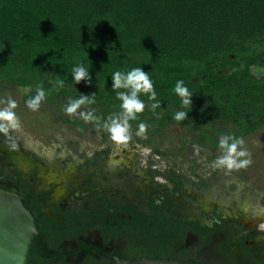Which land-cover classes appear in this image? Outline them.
Returning a JSON list of instances; mask_svg holds the SVG:
<instances>
[{
    "label": "trees",
    "instance_id": "trees-1",
    "mask_svg": "<svg viewBox=\"0 0 264 264\" xmlns=\"http://www.w3.org/2000/svg\"><path fill=\"white\" fill-rule=\"evenodd\" d=\"M255 64H264V0H0L1 89L27 88L25 101L42 89L38 104L66 109L80 101L71 114L59 117L80 129L92 125L93 132L110 134L105 126L123 121L124 100L117 94L132 98L127 76L140 67L152 86L135 90L143 108L127 121L134 130L145 124L144 136H136L139 142L156 144L155 136L177 123L189 135L183 148L194 140L226 152L221 140L231 144L264 127V76L252 72ZM80 70L84 75L77 80ZM116 71L121 83L114 86ZM177 86L190 93L188 105ZM178 112L185 115L176 120ZM109 152L107 146L96 155ZM96 157L85 166L100 161ZM150 172L166 175L173 187L160 184L165 189L161 203L154 197L148 208L132 209L133 253L122 257L198 262V254L207 256L203 251L223 264L247 258L264 264V256H254L237 236L240 216L221 221L215 215L208 222L209 213H186L189 178L174 168ZM197 175V185L211 182ZM24 198L34 209L31 194ZM190 232L197 242L187 243Z\"/></svg>",
    "mask_w": 264,
    "mask_h": 264
},
{
    "label": "rangeland",
    "instance_id": "rangeland-1",
    "mask_svg": "<svg viewBox=\"0 0 264 264\" xmlns=\"http://www.w3.org/2000/svg\"><path fill=\"white\" fill-rule=\"evenodd\" d=\"M251 70L259 77L264 76V64H255ZM26 91L27 88L18 85H7L5 89L0 87V109L6 107L9 97L14 99L16 106L12 110L19 122V127L9 128L8 133L0 131V170L6 173L0 178L8 180V175L17 177L21 167L46 168L51 177H57L55 180L61 184L60 191L67 202L88 206L96 201L97 194L95 188L85 191L81 183L80 156L83 152L90 154L110 145L108 163L111 170L130 164V168L134 167L132 169L142 178L139 182L146 191H151L155 185L148 172L153 159L158 169L174 168L189 178L186 184L189 197L184 203V212L196 215L210 213L208 216L211 217L213 209L218 208L224 214H239L247 224L258 220L256 229L264 231V127L243 139V144L236 150V153L243 151V156L232 153L237 163L242 160L248 163L229 169L215 166L217 158L227 155V152H213L209 146L199 145L190 139L183 148V138H189V135L187 129L177 123L169 124L157 134L154 138L156 144L139 142L136 136L144 134L128 124L129 139L118 143L102 129L93 132L92 125L80 129L59 118L71 114L66 107L42 102L36 109L29 108L24 99ZM0 123L7 122L0 120ZM154 147H160L166 154H156ZM197 174L211 181L209 185H197L200 179ZM156 179L166 182L163 176ZM14 180L16 182L17 179ZM194 195L195 199L192 198ZM259 238H264V235ZM200 253L209 255L203 251Z\"/></svg>",
    "mask_w": 264,
    "mask_h": 264
},
{
    "label": "flooded vegetation",
    "instance_id": "flooded-vegetation-1",
    "mask_svg": "<svg viewBox=\"0 0 264 264\" xmlns=\"http://www.w3.org/2000/svg\"><path fill=\"white\" fill-rule=\"evenodd\" d=\"M102 148L95 149L90 154L83 152L78 164V168L83 171L81 183L85 191L96 189L97 199L88 206L67 202L60 191L61 184L55 180L57 177H51L46 168L21 167L17 177L8 175V180L0 178V187L17 192L23 197L31 194L35 200L34 209L30 210L37 218L39 236L32 244L28 264H114L115 255L122 257L133 253L134 234L130 225L132 209L148 208L154 197L161 203L165 197V189L159 185L165 183L171 189L173 184L164 174L152 176L150 169L158 168L151 159L148 172L151 175L150 181L155 185L151 191H146L139 182L142 178L132 169L134 167L130 168V164H124L118 167L120 169L112 171L108 163L110 152L107 155H96V151ZM155 153L164 155L156 151ZM91 157L100 161L85 166L86 160ZM5 174L4 170H0V175ZM158 176H163L166 182L156 181ZM14 178L17 179L16 182ZM215 215L221 221L225 217H234L237 220L239 216L224 214L217 208L216 213L212 211L208 222H212ZM257 221L247 224L240 218L237 227L242 229L237 232V236L244 240L254 256H264V238H259L264 235V231L256 229ZM197 240L198 236L190 232L187 243ZM236 245L240 248L241 242ZM197 258L201 260L198 262L204 264H223L210 255L198 254ZM240 264H252V260L247 258Z\"/></svg>",
    "mask_w": 264,
    "mask_h": 264
},
{
    "label": "water",
    "instance_id": "water-1",
    "mask_svg": "<svg viewBox=\"0 0 264 264\" xmlns=\"http://www.w3.org/2000/svg\"><path fill=\"white\" fill-rule=\"evenodd\" d=\"M39 236L37 218L19 193L0 187V264H28L34 240ZM114 264H204L176 258L146 256L129 259L114 256Z\"/></svg>",
    "mask_w": 264,
    "mask_h": 264
},
{
    "label": "clouds",
    "instance_id": "clouds-1",
    "mask_svg": "<svg viewBox=\"0 0 264 264\" xmlns=\"http://www.w3.org/2000/svg\"><path fill=\"white\" fill-rule=\"evenodd\" d=\"M84 75L83 70H80L76 72V79L79 80L82 76ZM114 80H115V85H119L121 83V73L119 71H116L112 73ZM147 73L141 71L140 67H134L132 71L128 74L127 76V82L131 83L133 85L134 91L132 94V98H129L125 96L123 93H118L117 95L123 98L124 104L122 107L126 110V113L123 116V121L122 122H117L115 120H112L110 124L106 125L105 127L111 134V139L121 143V142H126L129 139V133H128V123L127 121L133 117L136 113L141 112L143 105L141 102H139L135 98V90H140L143 89L144 91H149L151 89V83L149 81ZM182 97L183 99V104L188 105L189 100L188 96L190 93L186 88H181L177 86L175 89ZM38 92L40 95L35 96L34 98H29L26 100V104L28 105L29 108L36 109L38 106V101L41 99L43 95V90L38 89ZM80 103V101H76L74 104L70 105L66 111L69 113L73 112L75 110V107ZM16 106V101L12 99L11 97L8 98L6 107L3 109H0V120L6 121L7 123H0V131L4 133H8L9 128H17L19 127V122L18 118L16 117L15 113L13 112L12 109H14ZM185 115L184 112H178L175 114L174 119L179 120ZM88 117H86L87 119ZM145 129V124L141 122L139 124V131L143 132ZM220 146L222 149H224L227 152V155L220 156L217 158L215 161V166L220 167V166H226L227 168L231 169L233 167H243L246 165L248 162L247 161H240V163H237L236 160L232 157V153H236L237 145L243 144L242 139H237L231 144H227L225 140H221ZM238 156H243L244 152H238L236 153ZM264 226V225H262Z\"/></svg>",
    "mask_w": 264,
    "mask_h": 264
}]
</instances>
